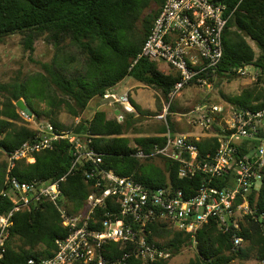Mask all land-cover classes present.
Segmentation results:
<instances>
[{"label": "trees", "instance_id": "obj_1", "mask_svg": "<svg viewBox=\"0 0 264 264\" xmlns=\"http://www.w3.org/2000/svg\"><path fill=\"white\" fill-rule=\"evenodd\" d=\"M163 2L160 0L157 10L141 17V0H0V43L8 36L21 34L24 48L32 51L33 41L46 35L57 52L63 53L65 47L72 46L84 61L83 71L68 73L67 62L71 59L65 62L62 57L58 62L54 58L51 63L42 65L45 73H37L34 88L33 80L0 83V134L3 136L0 147L13 150L37 134L36 130L25 125L15 105L18 99L23 98L32 115L38 118L46 115L56 129H71L84 140L90 137L94 149L103 154L101 166L105 169H111L119 176H131L148 187L171 186L183 189L187 196L191 195V187L195 188L206 178L204 173L197 172L193 179L179 178L177 161L161 156L146 160L131 156L135 150L131 146L132 141L145 152H150L155 144L163 145L164 126L156 133L131 138L127 133L134 130L139 116L124 107L115 106L119 114H114L113 118L107 117L105 107L108 104L97 109L91 117L80 118L78 123L70 126L55 119L60 108L66 109L73 118L82 116L90 100L104 99V95L125 77L158 88L161 99H168L170 90L179 78L178 74L175 71L162 72L155 61L143 56L133 63ZM225 2L230 16L222 35V57L216 73L209 76L207 82H213L214 77L237 76L234 69L252 66L259 72L254 85L244 88L231 100L236 106L263 108L264 87L259 85L264 81V0ZM249 40L257 47V54ZM33 97L45 101L48 106L46 110L37 109L31 101ZM131 103L141 114L139 106L134 101ZM161 109L158 98L157 110ZM210 129L217 130V127L213 124ZM197 145L201 155H205L208 151L213 152L215 141L205 137L197 141ZM72 152L73 146L67 139H58L52 148L34 152L33 162L25 159L17 161L12 174L25 181L53 180L68 171L73 159ZM86 166L80 165L73 170L62 184L73 210L82 208L87 194L92 190V183L86 181L83 174ZM4 178L3 168L0 170V190ZM248 197L255 215L264 213V177L260 188L251 191ZM10 206V203L6 204V207ZM263 223L247 216L240 232L249 243V254L253 253L258 261L264 257ZM146 231L149 242L164 238V242L157 244L169 248L171 254L195 244V256L180 264H229L235 257L244 258L243 248H234L230 233L219 230L214 220H209L195 233L171 229L165 221L160 220L149 223ZM66 234L57 208L51 202L45 201L29 210L18 211L12 218L6 252L0 264H27L30 257L51 256L56 248V240L64 238ZM127 249L120 243L107 242L102 252L104 256L114 259ZM169 258L149 262L130 257L125 264H169Z\"/></svg>", "mask_w": 264, "mask_h": 264}, {"label": "built area", "instance_id": "obj_2", "mask_svg": "<svg viewBox=\"0 0 264 264\" xmlns=\"http://www.w3.org/2000/svg\"><path fill=\"white\" fill-rule=\"evenodd\" d=\"M227 9L225 0H164L133 61L141 56L160 60L178 74L168 102L154 115L155 119L167 125L169 102L180 90L190 84H206L208 77L216 73L223 52L222 35L230 16ZM248 68L258 75L249 65L234 70L244 76L250 74ZM110 95L125 110L134 111L126 93L115 96L107 92L104 98ZM19 114L36 125L37 134L13 150L0 147L5 157L0 190V262L14 214L45 201L57 208L67 234L56 240L51 256L30 257L27 264H125L130 257L149 262L167 259L172 252L169 248L146 239L147 225L158 220L165 221L171 229L191 233L214 220L219 230L230 233L231 245L239 248L245 241L240 234L245 218L251 216L264 222V213L256 216L248 197L260 188L264 177V107L212 105L200 136L176 135L167 125L163 145L155 144L150 152L131 145L135 148L131 156L139 160L161 156L177 161L179 178L193 179L197 172L204 173L206 178L191 187L193 193L189 196L181 188H152L131 176H119L101 166L103 154L94 149L90 137L84 140L71 129L58 130L50 122L36 124L32 114L20 109ZM213 124L217 130L210 129ZM2 137L0 134V140ZM202 137L214 139L213 152L201 155L197 141ZM58 139H67L73 146V159L64 175L44 182L20 180L12 174L17 161L33 162L34 152L52 148ZM85 164L83 174L92 183V190L82 208L73 210L62 184L69 173ZM107 242H117L128 249L110 259L102 252ZM259 263L264 264V257Z\"/></svg>", "mask_w": 264, "mask_h": 264}, {"label": "rangeland", "instance_id": "obj_3", "mask_svg": "<svg viewBox=\"0 0 264 264\" xmlns=\"http://www.w3.org/2000/svg\"><path fill=\"white\" fill-rule=\"evenodd\" d=\"M159 2L160 0H141L142 5L139 9L141 12H143L141 13V17L144 14L146 15L147 13H152L153 11L157 10ZM137 25L140 26V22H138ZM23 39V35L14 34L6 37L0 43V83H14L18 81L28 82L33 80L34 88L36 86L35 80L37 73H45L42 65L45 63H51L54 58L58 62L61 61L60 59L62 57L65 62L66 59H71L69 62H67L68 68L71 70H69L68 73L72 72L73 70H77L76 72L83 71V57L74 47L67 46L63 49V53L57 52L55 49L56 47L49 40V38H47L46 35H43L33 41V50L30 51V49L24 48ZM250 44L253 46L257 54V47L253 42H250ZM156 63L157 65L161 66L166 65L160 60ZM167 67L169 68L168 70L170 72H174L171 67ZM247 70L250 73L248 75H237L230 78L214 77V80L211 83L207 82L206 84L202 85L190 84L182 88L177 96H175L169 102V116L167 117L166 123L170 127L171 132L176 135L182 133L200 136L202 134L203 124L212 105H224L226 108H229L235 105V103L231 100L233 97L240 94L244 88L254 85L257 75L252 74L254 70L250 68ZM37 85L39 84L37 83ZM259 86L264 87V81ZM29 89L32 88L29 87ZM158 91L160 93V97L162 98L160 90ZM119 92L120 91H116V95H118ZM1 95L2 94L0 93V103L2 101ZM31 101L39 110H44L48 107L45 101H39L36 97H33ZM167 102L168 99L163 100V106ZM115 106L123 107V105L115 104L114 102L108 104L105 107L107 113L110 114V118L114 117V113L112 111ZM160 111L161 110H157V108L154 111L142 110L140 112L141 114L138 115L139 120L135 124L134 130H130L127 133V136L133 138L138 135H150L152 133H156L161 126H164L167 130V125L164 121L154 118V115ZM132 113L135 112L133 111ZM80 118H84V116L73 118L69 113H67L66 109L63 108L58 109L55 114V119L65 126L74 124L75 121L77 119L80 120ZM32 119L36 122V124L38 122H50L46 115H42L38 118L33 114ZM23 122L33 130L36 129V125L33 122L24 119ZM135 131L139 133H135ZM4 164L5 157L0 151V170H3ZM163 239L164 238H156L154 242L156 244L161 243L165 241V239ZM248 244L249 243L247 241H244L241 246L245 252L244 258L235 257L229 264H260L253 253L249 254L247 248ZM195 254V244H193L192 247L171 254V257L168 261L169 264L184 263L190 258L194 257Z\"/></svg>", "mask_w": 264, "mask_h": 264}, {"label": "crops", "instance_id": "obj_4", "mask_svg": "<svg viewBox=\"0 0 264 264\" xmlns=\"http://www.w3.org/2000/svg\"><path fill=\"white\" fill-rule=\"evenodd\" d=\"M158 68L162 72H170L168 70L169 68L166 65L164 66L158 65ZM116 91H120L118 95H116ZM108 93L114 94L115 96H119V95L126 93L128 95L129 103L132 105L131 101H134L139 106L140 110H150V111L156 110L158 98H160L161 104L163 107V100L160 97L158 88L154 86H147V85L141 84L131 77H125L123 80L118 82L110 91H108ZM103 100L104 99H96V98H93L92 100H90L88 104V108L84 111L82 116L87 117V118L91 117L97 109H100V107L105 105L102 102ZM111 103H106V104H111ZM114 103L122 105L121 103L117 101H114ZM132 107L134 108L133 105ZM116 110L118 109H114L112 112L117 115L119 112H116ZM134 112H135V115L137 116L139 115V113L136 112L135 108H134ZM109 116L110 114L107 113V117ZM134 144L135 143L132 141L131 145H134Z\"/></svg>", "mask_w": 264, "mask_h": 264}, {"label": "water", "instance_id": "obj_5", "mask_svg": "<svg viewBox=\"0 0 264 264\" xmlns=\"http://www.w3.org/2000/svg\"><path fill=\"white\" fill-rule=\"evenodd\" d=\"M114 97L113 96H108L107 98H104V100L102 101L103 104L109 103V102H114ZM15 105L18 109L24 111L27 114H32L31 110L26 106L24 100L22 98L18 99L15 102ZM116 112H119V110H116Z\"/></svg>", "mask_w": 264, "mask_h": 264}]
</instances>
